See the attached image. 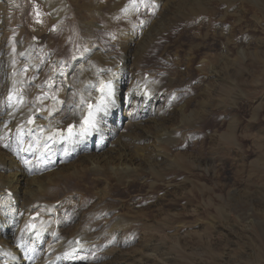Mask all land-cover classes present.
Listing matches in <instances>:
<instances>
[{"label":"bare ground","instance_id":"obj_1","mask_svg":"<svg viewBox=\"0 0 264 264\" xmlns=\"http://www.w3.org/2000/svg\"><path fill=\"white\" fill-rule=\"evenodd\" d=\"M259 1L0 0V264H176L167 232L184 189L191 205L226 171L207 142L226 124L240 138L249 103L218 96L240 60L260 74ZM38 9L52 27L35 33ZM200 26L205 43L219 34L220 62L200 60L206 45L173 59ZM90 101L102 110L87 134Z\"/></svg>","mask_w":264,"mask_h":264},{"label":"rangeland","instance_id":"obj_2","mask_svg":"<svg viewBox=\"0 0 264 264\" xmlns=\"http://www.w3.org/2000/svg\"><path fill=\"white\" fill-rule=\"evenodd\" d=\"M259 6L263 11L264 0L259 1ZM42 15L43 12L38 9L31 22L32 30L35 33L52 27L50 22L52 14L47 13V19L42 18ZM262 20L264 23V16ZM200 27L186 30L183 33L182 39L171 49L173 59L178 57L180 63L185 64L191 48L206 45L208 51L201 54L200 60L209 58L207 60L212 63L220 62L221 56L218 51L222 42L219 34L217 32H214V35L211 33L210 39L205 43L206 32L204 26ZM262 29L260 37L264 39V26ZM248 33L251 32L248 31ZM213 50L217 53L212 54L211 57ZM198 64L196 65L199 69L196 68L197 71L207 70L206 67L201 66L203 65L201 62L200 65ZM263 66L264 61L260 68V74L256 77L244 75L242 70L245 69L246 65L245 63L242 64L240 60L238 68L240 72L236 71V76H234L236 80L230 82L231 87L233 89L236 87V90L234 92L231 90L229 94H226V96L228 95L226 99L223 97L225 95L218 96V100H222L221 105L224 101L230 102L231 96L239 99V102L246 101L249 103L243 114L242 129L237 135L242 139L240 141H242L244 149H239V144L236 145L240 138L235 139L234 134L230 131L233 129L228 124H226L228 126L224 125L218 134H211L213 136L207 142V150L214 154L220 151L222 147L226 149L228 157L226 171L216 178L215 182L210 185L211 187L200 184V187L196 189L198 196L193 194L192 201L194 202L190 203L191 205L188 204L190 199L186 197L188 194L192 196V192L189 187L184 189L183 203L181 202L180 207H178L180 211L175 213L181 219L178 224L168 226L167 232L169 236L167 252L176 264H225L226 262L228 264H264ZM196 82L199 84L196 85L197 88H200L201 79ZM232 82H234L233 85ZM227 98L229 99L227 100ZM228 108L232 109L233 107L229 106ZM226 128L227 130L230 129L226 131ZM238 152L243 153V156H238ZM171 189L172 191L166 197L169 203L179 197L175 193L177 192L176 189ZM149 200L151 203L154 202L153 199ZM165 219L166 215L159 213L154 216L152 222L155 226L156 223ZM148 239L151 240L150 237Z\"/></svg>","mask_w":264,"mask_h":264},{"label":"snow or ice","instance_id":"obj_3","mask_svg":"<svg viewBox=\"0 0 264 264\" xmlns=\"http://www.w3.org/2000/svg\"><path fill=\"white\" fill-rule=\"evenodd\" d=\"M107 87L109 88V93H110L111 85H108ZM90 107H91V106H90ZM29 122H30V123H34V120H30ZM71 130H72V129H71V127H70V128L68 129V131L71 132ZM57 134H59V133H57ZM48 140L53 141V140H54V137H53V136H49V137H48ZM5 147H8V146L5 145ZM29 147H31V146H29ZM25 163L27 164L28 162L25 161Z\"/></svg>","mask_w":264,"mask_h":264}]
</instances>
